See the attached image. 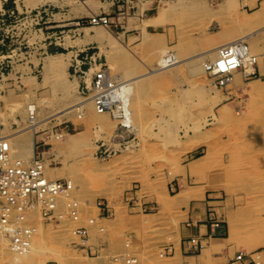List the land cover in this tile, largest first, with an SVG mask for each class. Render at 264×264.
<instances>
[{"label": "rangeland", "instance_id": "obj_1", "mask_svg": "<svg viewBox=\"0 0 264 264\" xmlns=\"http://www.w3.org/2000/svg\"><path fill=\"white\" fill-rule=\"evenodd\" d=\"M205 9L177 8L160 21L153 19L155 24L170 20L166 27L140 29L131 39L111 28L112 23L96 26V31L109 36L85 48L99 53L115 77L131 78L158 66L163 48L183 62L136 83L140 102L133 103L135 128L124 131L126 142L118 141V123L110 114L92 120L88 116L92 110L87 107L88 114L79 116L74 111L54 116L31 135L34 152L44 151L48 171L70 180L74 187L71 193L57 196L58 216L63 218L49 221L40 210L28 213L35 227L33 250L18 256L5 239L0 245V264H154L172 260L173 253H163V247L173 242L172 233L129 215L158 211V202L149 200L153 194L171 209L179 181L186 177L190 184L208 191L207 217L214 209L227 228L229 242L239 252L259 253L264 264V75L255 70L264 60V44L260 51L251 46L258 55L252 75L242 74L238 82L223 88L215 86L211 75L196 73L193 63L186 60L207 49L209 34L214 35L212 29L206 30ZM251 11L257 12L263 27L264 0ZM189 12L196 16L190 18ZM159 33L169 34L171 43L167 45L165 40V47L158 46ZM259 34L264 40V29ZM66 44H72L70 37ZM73 50L52 48L49 55L38 54L34 76L0 81V125L5 134L27 125L30 103L36 104V118L41 120L86 98L80 91L79 76L70 69ZM53 56L57 58L53 60ZM65 74L68 81L79 79L77 87L58 84V77L64 80ZM72 134H79L80 139L68 140ZM102 143L115 150L101 155ZM25 157L26 161L31 158ZM100 202L110 206L112 214L103 212ZM167 215L165 223L171 224L173 211ZM79 228L86 229V238L80 236ZM159 240L162 244L154 246ZM129 259L136 262L128 263Z\"/></svg>", "mask_w": 264, "mask_h": 264}, {"label": "built area", "instance_id": "obj_2", "mask_svg": "<svg viewBox=\"0 0 264 264\" xmlns=\"http://www.w3.org/2000/svg\"><path fill=\"white\" fill-rule=\"evenodd\" d=\"M51 14V9L47 5L26 8L22 12L0 10V81L15 77L14 66L21 53L35 50L39 43L51 41L53 38L56 41L64 40L66 34L64 29L53 36ZM111 23L110 15L96 14L78 19L75 26L108 27ZM30 38L34 39L31 43ZM88 49L73 50L70 69L74 76L80 78L81 94L91 98L98 111L107 112L117 120L118 141L126 142L127 136L124 131L129 128V94L123 90L125 83L111 75L107 64L99 58V53L90 52ZM241 51L242 48L238 44L228 45L221 50V61H227L232 65L230 60L235 58V55L241 57ZM221 70V73L229 72V68ZM35 115L34 112L30 113L29 123L34 122ZM114 150L103 143L99 146L101 155L111 154ZM43 154L44 151L36 150L30 161L15 155L12 151L11 138L4 133L0 125V196L6 200V203L0 204V235L6 237L11 248L18 253L27 252L35 232L34 225L29 222L28 213L40 210L46 220H59L62 214L59 218L57 196L59 193L69 194L73 191L74 186L70 180L48 177ZM100 205L109 213L105 202H100ZM207 223L210 229L207 238H226L227 228L214 209L209 212ZM187 224L191 225L192 222L189 221ZM77 231L82 238H86V229L79 228ZM205 240V237L199 235L190 238L191 251L200 252L206 245ZM173 252L172 243L163 247L164 254ZM235 262L261 264L257 252H239L231 264Z\"/></svg>", "mask_w": 264, "mask_h": 264}, {"label": "crops", "instance_id": "obj_3", "mask_svg": "<svg viewBox=\"0 0 264 264\" xmlns=\"http://www.w3.org/2000/svg\"><path fill=\"white\" fill-rule=\"evenodd\" d=\"M170 1L172 0H0V10L6 9L15 12L47 5L52 12L53 36L55 37L62 29L66 32L63 41L52 39L45 43H39L35 50L18 55L19 60L14 66L15 77L19 79L37 74L38 54L49 55L52 48L55 50L85 48L98 43L100 40L96 37V26H75V22L80 18L94 14H108L112 20L111 28L121 30L124 33V38L131 39L136 36V32H140V29L152 30L155 26L166 27L170 20L155 24L153 19L159 16L165 2ZM223 2L225 0H206V9L205 12H202L207 15L206 30L208 32L212 29V33H214V35L209 34L210 40H207V49L260 28L261 20L260 18L257 20L255 16L257 12H250V10H257L262 0H235L231 5L230 12L225 11V8L221 10ZM189 13L191 14L190 18L196 16L192 12ZM241 27L243 30L240 29ZM67 37L71 38L72 44H66ZM158 37L161 41V48L165 47V40L167 45L171 43V36L167 33H159ZM250 43L253 49L260 51L263 48L264 40L258 33ZM255 70L264 75V60L256 65ZM27 155L26 153L24 156L27 157ZM28 156L33 157L31 154ZM58 178H63V176ZM174 197L172 208L169 209L159 201L157 194H153L149 200L158 202V211L148 215L139 212L129 215L137 220L144 219L149 223L153 222V226H157L160 230L167 229L172 233L174 246L172 260H157L154 264H231L240 250L229 242V238L221 240L207 238L209 227L204 222L207 220L208 207L211 204L208 201L210 197L208 191L203 186L190 184L186 177V180L179 181V190ZM170 210L173 211L174 216L171 219V224H166L165 221ZM189 221H193L194 224L187 225ZM197 235L206 238V245L199 253H193L191 251L192 243L189 240ZM162 242L159 240L154 246H160ZM234 264L245 263L235 262Z\"/></svg>", "mask_w": 264, "mask_h": 264}, {"label": "bare ground", "instance_id": "obj_4", "mask_svg": "<svg viewBox=\"0 0 264 264\" xmlns=\"http://www.w3.org/2000/svg\"><path fill=\"white\" fill-rule=\"evenodd\" d=\"M233 2H234V0H225V2H223L222 4L220 3L221 9L230 8L231 5H233ZM165 3L166 4H164V6L161 7V10L159 12V16L155 17L154 21L162 20V18L169 15L171 12H173L174 10H176L177 8H180V7L181 8L182 7L189 8L190 10H195V11L196 10L199 11L203 8H206V0H172L168 3L167 2H165ZM240 29L243 30L242 27ZM263 29H264V26L257 28L255 30L249 32V33L244 34V35H240L238 37H235L234 39H232L230 41L222 42L221 44H218L214 47H209L208 49H205L203 51H200L198 53L191 55L186 60L193 63L191 68L193 67V70L196 71V73H198L197 70H199V72H204L208 75H211L212 80H214V82H215L214 84L217 87L223 88L225 86H228L233 81L238 82L241 79L240 75L243 74L245 76H249V75H252V73H253V69L255 67V64H257V62H258V55L256 56L253 54V52L251 50V43L250 42H251L252 38L256 34H258L260 31H262ZM96 32H97L96 37L98 40H104L105 38H108V36H109L108 32H104L102 30H98ZM156 44L158 45V42ZM235 44H238V46H241V48H242L241 57L239 55H235V58H232L230 60V63H233L232 65H229L227 61L222 62L221 57H220L221 50L224 49L228 45H235ZM158 46H160V45H158ZM155 48H157V47H155ZM167 49L168 48H163L159 51L161 53V55L159 57L158 66L151 67L148 71H146L144 73L137 74L131 78H125L123 76H117L116 77L117 79H121L122 81H124L125 85L123 87L124 88L123 90L124 91L126 90V92L129 94V109H128L129 110V117H128L129 128H126V131H132L135 128V122H134L135 113H134L132 107H134L133 103L135 105H138L140 102V92L135 90L136 83L139 82L141 79L143 80L144 78H147L149 76H152V75L158 74L160 72H163L165 70L171 69L175 66L180 65L183 62V59L178 57V55H176L174 52H172V50H167ZM108 56L110 57V55H108ZM51 58H53V60H54L57 57L53 56ZM55 65H57V64H55ZM222 68H224V69L229 68V72L221 73ZM227 70H225V71H227ZM64 77H65L64 80H62V77H58V79H57L58 84L60 83L62 85H64V84L70 85L72 83V84H74L75 87H77L78 82H79L78 78L73 79L71 81L70 80L68 81L67 80V74H65ZM258 91H261V89L259 88ZM215 97L217 98V96H215ZM220 99H219V101H220ZM216 100L217 99H215V101ZM86 107L88 109L90 108L92 110L89 112V115H88L89 118L92 120L97 119V118L104 119L103 114L107 113V112L98 111L95 104L93 103L92 99L89 97H86L82 100L74 102L73 104H71V105H69V106H67L61 110H58L54 113H51L49 116L45 117V119L43 118L41 120H38L36 118V115H35V119H34L33 123L27 122V125L25 127H23L22 129L14 130L10 134H7L8 136H10V138L12 140L11 142H12L13 153L16 154L17 156L23 158L24 155H26V153L29 155L30 153L34 152L35 145H34L33 141L35 140V138L32 141V139L30 137L32 134L34 135L38 131L39 127L45 125L54 116H63L65 114H68V113H71L74 111H76V112L78 111L79 116L86 115V114H88ZM26 112H28L29 115L31 112H34L36 114V104L30 103L26 109ZM107 114H109V113H107ZM110 116L112 117L111 114H110ZM3 131H4V129H3ZM30 132H32V133H30ZM4 133H5V131H4ZM79 139H80L79 134H72L68 138V140H71V141H78ZM46 173H47L49 178L53 177L51 179H62V178H56L57 173L55 171H48V165L47 164H46ZM61 195L65 196L66 193H59L58 194V196H61ZM3 203H6V200L0 196V204H3ZM107 208H109V213H107V214H109V215H110V213L112 214V208L110 206H108ZM105 210L106 209H103V212L106 213ZM62 218H63V215H62ZM5 239L7 240L6 237H4L3 235H0V245L2 244L1 246H3V244L5 243ZM3 248H5V247H3ZM32 248H33V244L31 243V246L27 250V252H24V253L16 252V253L18 256H19V254L21 256H22V254L27 255V254L31 253L30 251L33 250ZM127 261H128V263H131L132 261L136 262L135 259H133V260L129 259Z\"/></svg>", "mask_w": 264, "mask_h": 264}]
</instances>
